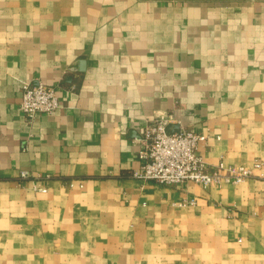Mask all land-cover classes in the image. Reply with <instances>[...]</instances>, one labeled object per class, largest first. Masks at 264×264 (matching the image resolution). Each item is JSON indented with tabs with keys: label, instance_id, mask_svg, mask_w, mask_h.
Returning a JSON list of instances; mask_svg holds the SVG:
<instances>
[{
	"label": "crops",
	"instance_id": "1",
	"mask_svg": "<svg viewBox=\"0 0 264 264\" xmlns=\"http://www.w3.org/2000/svg\"><path fill=\"white\" fill-rule=\"evenodd\" d=\"M26 81L58 110L28 120ZM158 116L208 164L264 162V0H0V264H264V165L136 178Z\"/></svg>",
	"mask_w": 264,
	"mask_h": 264
},
{
	"label": "built area",
	"instance_id": "2",
	"mask_svg": "<svg viewBox=\"0 0 264 264\" xmlns=\"http://www.w3.org/2000/svg\"><path fill=\"white\" fill-rule=\"evenodd\" d=\"M20 108L28 120L38 114H53L60 107L57 88L43 82L32 84L28 81L21 86ZM170 116H158L144 128L145 145L139 150L141 168L132 175L139 179L154 180L161 184H179L193 181L207 188L226 183L238 184L256 176L254 170L264 165L257 158L252 167L226 164H208L200 154L201 145L207 142V135L188 129L168 131ZM26 171L21 176L26 177ZM46 191V187H39ZM196 198L182 201L181 205H194Z\"/></svg>",
	"mask_w": 264,
	"mask_h": 264
},
{
	"label": "water",
	"instance_id": "3",
	"mask_svg": "<svg viewBox=\"0 0 264 264\" xmlns=\"http://www.w3.org/2000/svg\"><path fill=\"white\" fill-rule=\"evenodd\" d=\"M167 130L169 131V128H167Z\"/></svg>",
	"mask_w": 264,
	"mask_h": 264
}]
</instances>
